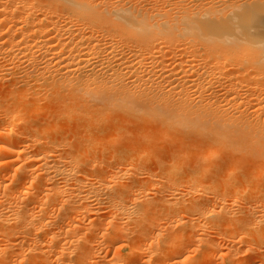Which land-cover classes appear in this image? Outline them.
Wrapping results in <instances>:
<instances>
[{
    "label": "bare ground",
    "instance_id": "6f19581e",
    "mask_svg": "<svg viewBox=\"0 0 264 264\" xmlns=\"http://www.w3.org/2000/svg\"><path fill=\"white\" fill-rule=\"evenodd\" d=\"M247 1L0 0V264L264 259Z\"/></svg>",
    "mask_w": 264,
    "mask_h": 264
},
{
    "label": "rangeland",
    "instance_id": "374dc122",
    "mask_svg": "<svg viewBox=\"0 0 264 264\" xmlns=\"http://www.w3.org/2000/svg\"><path fill=\"white\" fill-rule=\"evenodd\" d=\"M242 1L244 2V1H247V0H242ZM249 1H250V0H249ZM249 1H247V2H249ZM251 1H252V0H251ZM253 1H254V0H253ZM260 1H261V0H260ZM260 1H259V3H264V2H260ZM262 1H264V0H262ZM255 2L258 3V1H255ZM259 3H258V4H259ZM258 24H259V27H260V24H261V23H258ZM252 30H254V32H255V31H256V28H253V29H251L250 31H252ZM252 33H253V31H252ZM251 39H252V40H251ZM251 39H249V43H248V44H250V43H251V45H252V44H262V43H261L262 41H259V40H262L261 37H260V38H259V37H255V39H258V40H255L253 37H252ZM250 40H251V41H250ZM254 40H255V41H254ZM258 42H260V43H258ZM248 46H249V45H248ZM221 103H225V101H224V100H221ZM149 160H150V159H149ZM149 160H148V161H149ZM148 161L145 162L146 164H145V163H144V164L141 163V165H146V166L149 167L150 169L152 168V169L155 170V168H154V163H151V162H153V161H149V162H148ZM151 164H152V165H151ZM141 165H140V166H141ZM161 182H162V181H161ZM178 182H179V183H177V184L182 185V184H180V183H182L181 180H179ZM162 185H163V186H161V187H162V188L164 187V188H163V190L160 189L161 192H160L159 189H158V187H160V186L155 187L154 190H153L154 192H157V193H156V197H158V199H159V195H160V197H161V195H162L163 193L166 194V193L170 192V191L165 190V188H168L166 185H164L163 183H162ZM175 186H176V185H175ZM161 187H160V188H161ZM176 187H177V186H176ZM178 187H180V186H178ZM156 188L158 189L159 192L157 191ZM263 188H264V187H263ZM155 189H156V191H155ZM164 190H165L166 192H164ZM262 190H264V189H262ZM247 191H249V190H247ZM247 191H246V192H247ZM239 192H240V191H239ZM243 192H245V191H243ZM249 192H250V191H249ZM161 193H162V194H161ZM227 193L232 194L231 191H228ZM157 194H158V196H157ZM164 194H163V195H164ZM245 197L248 199L247 195H245ZM156 199H157V198H156ZM188 243H189V244H186V245H188L189 248H192V247H193V243H192V242H189V241H188ZM191 244H192V245H191ZM189 245H191V246H189ZM184 247H185V245L183 246V249H184ZM183 249H182V250H183ZM185 250H186V251H185ZM180 252H181V251H180ZM182 252H183V251H182ZM186 252H187V246H186V248L184 249V252H183V255H184V256H185L184 253H186ZM186 254H187V253H186ZM257 257H258V256H257ZM214 258H215V259H214ZM221 258L223 259V256H216V257L214 256V257H213V261H212V263L214 262L213 264H215V262H216V264H220V263L222 264V261H221L222 259H221ZM218 259H219V262H218ZM251 259L255 260L252 264H255V263H256V264H262V263H264V262H262V260L264 261V259H263L262 257H259V258L256 259V255H253V256L250 257V259H248L247 261L245 260L246 263L249 262ZM259 261H260V262H259ZM217 262H218V263H217ZM251 262H252V261H251ZM225 264H227V263H225Z\"/></svg>",
    "mask_w": 264,
    "mask_h": 264
}]
</instances>
